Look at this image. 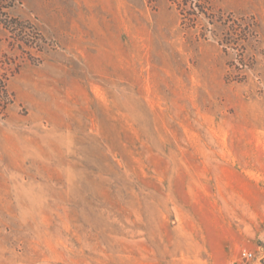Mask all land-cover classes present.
Here are the masks:
<instances>
[{
	"label": "rangeland",
	"instance_id": "obj_1",
	"mask_svg": "<svg viewBox=\"0 0 264 264\" xmlns=\"http://www.w3.org/2000/svg\"><path fill=\"white\" fill-rule=\"evenodd\" d=\"M56 1L8 10L0 75L57 81L0 109V264H264V0H214L205 38L169 0H78L56 33Z\"/></svg>",
	"mask_w": 264,
	"mask_h": 264
},
{
	"label": "crops",
	"instance_id": "obj_2",
	"mask_svg": "<svg viewBox=\"0 0 264 264\" xmlns=\"http://www.w3.org/2000/svg\"><path fill=\"white\" fill-rule=\"evenodd\" d=\"M54 9L63 11L55 12L53 14V22L49 23L48 30L60 33L62 29L66 28V10L75 9L81 7V3L78 0H63L56 1L51 4ZM64 21V22H63ZM102 24V23H101ZM64 25V26H63ZM103 31L102 29H100ZM98 31L95 33V38L92 39L94 43V53L91 55L96 57L101 52L102 43L97 39ZM8 51V34L7 30L0 27V58L5 52ZM60 71H64V67L59 66ZM57 81L54 73H49L46 67H39L31 64L23 65L17 73H15L7 82V90L13 93L15 101L24 105L35 107V106H55L54 100L50 101L49 91L53 90L51 84ZM19 118L14 109L10 110L9 121L6 127H9V133H16L13 128L14 120ZM6 127L0 126V133H6ZM5 178L3 173V167L0 165V184L1 180ZM192 192V191H191ZM190 194V192H187Z\"/></svg>",
	"mask_w": 264,
	"mask_h": 264
},
{
	"label": "trees",
	"instance_id": "obj_3",
	"mask_svg": "<svg viewBox=\"0 0 264 264\" xmlns=\"http://www.w3.org/2000/svg\"><path fill=\"white\" fill-rule=\"evenodd\" d=\"M14 0H0V27L9 31V33L14 36H20L21 27L20 21L16 17H12L9 15V8L12 6L11 3ZM171 5L176 8L180 15V23L183 26H188L192 28H198L199 25L203 23L201 21H205V23L201 27V31L199 35L203 38L207 36V32H212V28L207 25H214L216 22L222 24V12L218 11L214 12L213 2L214 0H169ZM11 2V3H10ZM234 21H229L231 24L227 26L229 30H232L234 27ZM238 26V24L236 25ZM248 28H252L251 25H247ZM247 30V31H246ZM245 31V33H243ZM239 32L245 36L248 33V29L240 28ZM19 70V66L16 65L14 69L10 71L9 74H4L3 78L6 82L9 76L17 73ZM9 101H6L3 96V104L1 108H6Z\"/></svg>",
	"mask_w": 264,
	"mask_h": 264
},
{
	"label": "built area",
	"instance_id": "obj_4",
	"mask_svg": "<svg viewBox=\"0 0 264 264\" xmlns=\"http://www.w3.org/2000/svg\"><path fill=\"white\" fill-rule=\"evenodd\" d=\"M3 96L6 101H10L11 95L7 90L6 82L4 81L3 75H0V109L2 107L1 105L3 104ZM241 256L243 258H249L252 256V253L250 251L244 250L241 252Z\"/></svg>",
	"mask_w": 264,
	"mask_h": 264
}]
</instances>
